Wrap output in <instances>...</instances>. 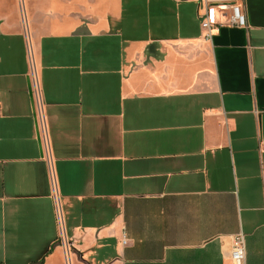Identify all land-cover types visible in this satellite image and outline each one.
I'll use <instances>...</instances> for the list:
<instances>
[{
  "label": "crops",
  "instance_id": "0c3cea01",
  "mask_svg": "<svg viewBox=\"0 0 264 264\" xmlns=\"http://www.w3.org/2000/svg\"><path fill=\"white\" fill-rule=\"evenodd\" d=\"M221 4L248 27L207 40ZM240 232L264 264V0H0V264H234Z\"/></svg>",
  "mask_w": 264,
  "mask_h": 264
},
{
  "label": "built area",
  "instance_id": "2783aa9c",
  "mask_svg": "<svg viewBox=\"0 0 264 264\" xmlns=\"http://www.w3.org/2000/svg\"><path fill=\"white\" fill-rule=\"evenodd\" d=\"M217 8L220 14L219 22L216 24H212L209 20L208 13H206V17L202 23V29L204 30V37L207 40L212 39L214 30L219 27H238L245 29L248 27L247 16L242 4H221L218 5ZM31 79H32L33 93L36 102L37 115L41 126L40 129H41L42 142L48 153L49 137H48L44 111L42 107L41 89L36 74V70L33 64H32ZM47 159L51 163L50 155H48ZM58 217L61 223V214L59 210H58ZM127 241L128 240L126 238V235H124L123 244L126 245ZM231 259L234 262V264H245L246 262V237L242 232L232 237Z\"/></svg>",
  "mask_w": 264,
  "mask_h": 264
},
{
  "label": "rangeland",
  "instance_id": "374dc122",
  "mask_svg": "<svg viewBox=\"0 0 264 264\" xmlns=\"http://www.w3.org/2000/svg\"><path fill=\"white\" fill-rule=\"evenodd\" d=\"M39 128H41V126Z\"/></svg>",
  "mask_w": 264,
  "mask_h": 264
}]
</instances>
